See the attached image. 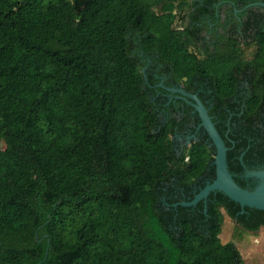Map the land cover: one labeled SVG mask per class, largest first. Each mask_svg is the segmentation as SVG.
Instances as JSON below:
<instances>
[{"label":"trees","instance_id":"16d2710c","mask_svg":"<svg viewBox=\"0 0 264 264\" xmlns=\"http://www.w3.org/2000/svg\"><path fill=\"white\" fill-rule=\"evenodd\" d=\"M190 4L0 0V264H243L239 246L264 228V211L220 193L207 213L203 202L179 205L216 179L215 147L204 132L208 143L176 148L187 117H159L166 108L152 99L135 40L171 83L204 90L246 188L239 158L264 169V13L249 9L239 38L232 23L211 46ZM212 4L202 10L214 14Z\"/></svg>","mask_w":264,"mask_h":264},{"label":"flooded vegetation","instance_id":"af4514ba","mask_svg":"<svg viewBox=\"0 0 264 264\" xmlns=\"http://www.w3.org/2000/svg\"><path fill=\"white\" fill-rule=\"evenodd\" d=\"M181 0H175V3L177 7L180 5ZM191 3V14L194 16H199L201 19V22L208 25V31H205L201 36L204 37V39L211 44V46L214 44V38L219 35H227L228 31H230L231 24L234 23L237 29V36L238 38L241 36V25L244 21H246L249 18V15H244L246 11L252 8H258L261 9V11L264 13V6H261L260 4H264V1L257 2V3H250L246 5L243 8L236 7V4L233 0H214V4L211 5V10L214 14H211L210 12L203 11L204 2L205 0H189ZM176 26L179 29H184L187 25L185 22L186 13L181 11L180 9H176ZM189 22H191L190 18H187ZM199 23H196V26H199ZM217 38V37H216ZM139 41L135 40V45L138 49L135 53L139 55V57L142 59L141 61L146 62L144 67L141 69V73H143L145 82L148 86V89L151 92L152 99L154 101L160 100L163 107L166 108V110H158L159 117H162V119H168L170 117V114H173L177 119L183 120L184 118L187 119V125L183 129H176V135L174 136L176 140V148H181V151H183V148L186 146H191L192 143H197L200 140H204L206 143L209 142V140L205 137L204 132H206L201 127V121L198 113L194 109V107L186 102L182 96L179 94H173L167 91V89L170 90H178L182 89L184 92L190 94V95H198L200 92L202 93L204 90H197V93H190L187 90H185L183 85L176 86L175 83L170 82V77L167 73H165L162 69V66L159 64L157 69L154 68V66L157 64L151 57L146 55L142 50H140ZM148 73H151L155 76L156 82L155 84H151L148 78ZM209 89V88H208ZM208 94H210L209 90H207ZM206 107V106H205ZM207 108V107H206ZM213 106L207 108L210 112H212ZM213 118V122L218 119L217 115H210ZM166 119V120H167ZM199 119V122L197 121ZM217 123V122H216ZM228 135H226L227 137ZM213 145V144H212ZM179 151V152H181ZM229 153V152H228ZM243 155L239 158V161L241 165L244 168V171L241 175H238L237 177H240L242 181L246 183L247 189H253L256 186V183L252 180L246 179L247 173L250 171L248 170L243 162H242ZM214 167V166H213ZM253 172V171H250ZM234 176V175H233ZM215 181V180H214ZM213 181V182H214ZM209 180L206 179L203 183H206L205 185H208ZM199 187L194 188V193ZM183 199H186L185 196L182 197ZM209 199V198H208ZM185 202V201H184ZM183 203V202H181ZM179 203V204H181ZM204 203V213H207L208 211V200ZM243 214V213H241Z\"/></svg>","mask_w":264,"mask_h":264},{"label":"water","instance_id":"95a60500","mask_svg":"<svg viewBox=\"0 0 264 264\" xmlns=\"http://www.w3.org/2000/svg\"><path fill=\"white\" fill-rule=\"evenodd\" d=\"M264 6V4H260ZM168 92L179 94L182 98L190 103L198 113L201 121V127L206 131L215 147L216 156L213 162L215 167L216 179L213 183L206 185L190 202H183L179 205L185 208H193L202 202H206L212 194H223L232 202L238 204L243 210L246 208L264 211V169L259 171L248 172L246 179L256 183L253 189L241 187L235 180L229 168L228 152L225 140L216 128L213 118L209 115V111L199 99L198 95H190L182 89L170 90ZM244 213V211L242 212ZM47 251V255H48ZM47 258V257H46ZM46 259L40 264H43Z\"/></svg>","mask_w":264,"mask_h":264},{"label":"rangeland","instance_id":"374dc122","mask_svg":"<svg viewBox=\"0 0 264 264\" xmlns=\"http://www.w3.org/2000/svg\"><path fill=\"white\" fill-rule=\"evenodd\" d=\"M257 47H252L246 50V57L252 59L256 53ZM0 148H5L4 143L0 144ZM226 222L220 235V240L223 244L227 242L234 228L233 221L225 215ZM225 235V239H221L222 235ZM242 254L243 264H264V228H262L258 234L247 236L244 243L239 246Z\"/></svg>","mask_w":264,"mask_h":264},{"label":"crops","instance_id":"0c3cea01","mask_svg":"<svg viewBox=\"0 0 264 264\" xmlns=\"http://www.w3.org/2000/svg\"><path fill=\"white\" fill-rule=\"evenodd\" d=\"M225 222H226V220H225ZM221 239L226 240L224 234L221 236ZM231 240H232V233H231L230 237H228L227 242L225 241V244L229 243Z\"/></svg>","mask_w":264,"mask_h":264}]
</instances>
